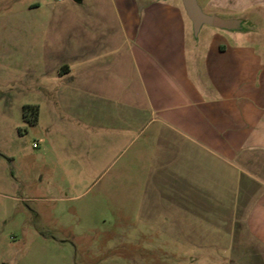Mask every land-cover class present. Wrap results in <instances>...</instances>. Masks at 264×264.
I'll return each instance as SVG.
<instances>
[{
  "label": "crops",
  "instance_id": "1",
  "mask_svg": "<svg viewBox=\"0 0 264 264\" xmlns=\"http://www.w3.org/2000/svg\"><path fill=\"white\" fill-rule=\"evenodd\" d=\"M115 3L122 33H96L59 70L90 162L136 145L140 165L150 152L144 195L168 206L175 247L210 264H264V52L257 20L242 18L264 21V0H206L239 22L231 40L213 27L195 35L178 0Z\"/></svg>",
  "mask_w": 264,
  "mask_h": 264
},
{
  "label": "rangeland",
  "instance_id": "2",
  "mask_svg": "<svg viewBox=\"0 0 264 264\" xmlns=\"http://www.w3.org/2000/svg\"><path fill=\"white\" fill-rule=\"evenodd\" d=\"M242 18L257 20L264 52V21ZM96 33H122L115 0H0V264H210L171 243L168 206L144 195L150 152L140 165L136 145L90 162L72 78L59 70ZM33 105L35 125L23 116Z\"/></svg>",
  "mask_w": 264,
  "mask_h": 264
},
{
  "label": "water",
  "instance_id": "3",
  "mask_svg": "<svg viewBox=\"0 0 264 264\" xmlns=\"http://www.w3.org/2000/svg\"><path fill=\"white\" fill-rule=\"evenodd\" d=\"M80 1V0H74ZM187 17L193 24L195 35L203 25L211 26L216 29L235 30L239 27L237 21H225L219 17L208 15L198 5L197 0H181Z\"/></svg>",
  "mask_w": 264,
  "mask_h": 264
},
{
  "label": "trees",
  "instance_id": "4",
  "mask_svg": "<svg viewBox=\"0 0 264 264\" xmlns=\"http://www.w3.org/2000/svg\"><path fill=\"white\" fill-rule=\"evenodd\" d=\"M40 109L38 105L25 106L23 108L24 118L32 125H35L38 121Z\"/></svg>",
  "mask_w": 264,
  "mask_h": 264
}]
</instances>
